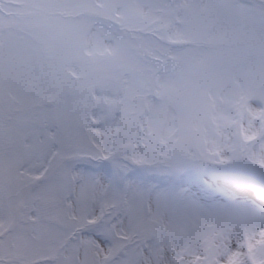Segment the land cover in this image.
Listing matches in <instances>:
<instances>
[{"label":"rangeland","instance_id":"rangeland-1","mask_svg":"<svg viewBox=\"0 0 264 264\" xmlns=\"http://www.w3.org/2000/svg\"><path fill=\"white\" fill-rule=\"evenodd\" d=\"M0 30V74L154 170L264 207V0H0Z\"/></svg>","mask_w":264,"mask_h":264},{"label":"snow or ice","instance_id":"snow-or-ice-1","mask_svg":"<svg viewBox=\"0 0 264 264\" xmlns=\"http://www.w3.org/2000/svg\"><path fill=\"white\" fill-rule=\"evenodd\" d=\"M0 264H264V207L154 170L71 102L50 107L3 73Z\"/></svg>","mask_w":264,"mask_h":264}]
</instances>
